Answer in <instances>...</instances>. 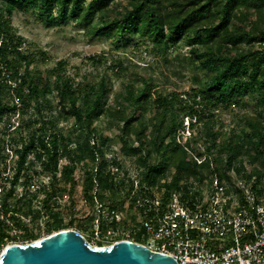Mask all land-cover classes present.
Here are the masks:
<instances>
[{
  "label": "trees",
  "instance_id": "obj_1",
  "mask_svg": "<svg viewBox=\"0 0 264 264\" xmlns=\"http://www.w3.org/2000/svg\"><path fill=\"white\" fill-rule=\"evenodd\" d=\"M112 3L114 0H0V123L6 121L11 127L13 116L30 117L26 135L18 134L13 140L17 159L13 183L5 191L6 181L0 182V244L17 237L9 234L1 214L13 218L19 212L39 210L33 206L38 197L35 194L25 204L10 202L21 174L50 177L51 190L43 189L44 203L71 190L75 184L73 161L78 159L82 160L87 199L93 201L94 187L115 190L103 148L109 138L102 132L95 136L94 122L106 111L120 130L123 149L138 155L135 161L141 168L142 182L148 185L184 192L207 174L228 176L232 167L241 172L245 158L254 163V172L264 168V0H125L120 9L111 7ZM19 7L37 8L48 21L83 20L92 35H107L115 43L137 35L150 42L151 50L165 60L169 50L184 41L189 50L176 58L196 71V85L190 91L164 95L155 89L150 76H143L141 84H126L115 95V104H107L111 88L105 76L75 83L65 73L64 60L48 71L31 67L43 52L24 47L25 37L12 23L13 12ZM247 96L255 100L254 113L244 116L247 128L237 137L233 130L232 135L221 138L210 126L212 110L244 107ZM53 101L73 119L69 127L56 128L58 118L46 112ZM33 102L35 107L28 112ZM185 116L191 119L194 132L204 120L198 135L192 132L187 142L199 154L204 153L199 143L204 144L208 156L202 164L192 161L180 142L178 133ZM134 123L142 128L137 129ZM5 140L2 134L0 167L6 160ZM154 154L159 159H152ZM116 164L125 167L123 162ZM61 180L64 186H56L55 181ZM54 217L49 229H60L67 223L60 213ZM20 236L28 239L37 234L24 226Z\"/></svg>",
  "mask_w": 264,
  "mask_h": 264
},
{
  "label": "rangeland",
  "instance_id": "obj_2",
  "mask_svg": "<svg viewBox=\"0 0 264 264\" xmlns=\"http://www.w3.org/2000/svg\"><path fill=\"white\" fill-rule=\"evenodd\" d=\"M124 2L125 0H114V3L110 6L120 9ZM12 23L17 32L25 37L24 47L28 51L43 52L38 53L31 67L48 71L56 66L59 60H64L66 62L65 73L70 75L75 83L98 81L105 76L111 88L107 96V104L113 102L115 95L126 84H141V77L143 76H150L154 82L155 89L164 95L174 91L181 93L190 91L196 85L193 80V75L196 71L176 58V56H185L189 50V45L184 41L179 42L177 48L169 50L167 53L168 59L165 60L163 56L151 50L150 42L137 35L125 37L121 42L115 43L107 35H92L89 31L88 23L83 20L77 21L71 18L67 21H48L39 14L37 8L33 7L15 9L12 15ZM183 96L187 97L186 95ZM245 101L246 105L244 107L233 106V108L229 109L218 107L212 110L214 116L211 119L212 124L210 126L220 132L221 138L232 135L233 130L237 137L245 130L243 128H247L245 127L244 116L254 113L255 100L247 96ZM50 104L51 106L47 105L46 112L55 114L58 118L59 123L56 128L63 127L65 129L69 127L73 119L61 111L58 102L53 101ZM113 104L115 103L113 102ZM33 107H35L34 102L28 107V112H32ZM107 114V111L104 112L94 122L96 128L95 136L97 137V134L102 132L109 138L103 147L105 160L111 165L112 156L115 155L118 161L114 162V165L123 162L126 166H129L130 173H132L136 170L135 167L140 168L135 161L138 155L123 149V140L119 135L120 130L114 123V119ZM29 118L27 114H24L23 117L15 115L11 118L13 124L11 127L7 126L6 121L0 123V135L5 134V146L13 153L11 155L12 153L7 148L5 149L8 154H6V160L3 161V165L0 167V182L6 181L4 185L5 191L13 183L12 172L17 162L13 140L18 134L26 135L29 127ZM190 121L189 117H184V126L178 133L180 138H185L189 132H193V135H198L197 132L200 130L204 120L195 126V132L193 131L194 128L188 123ZM134 124L137 129L142 128L141 124ZM133 136L136 137L135 134ZM74 146H76V143H74ZM152 159H159V156L154 154ZM73 162L76 164L74 170L75 184L71 186L70 191L59 193L56 199L49 200L48 203L43 202L45 194L43 189L48 188V190H51V186H49L50 177L32 172H30L29 176L21 174V177L15 183L13 197L10 198V202L12 204H25L30 200L32 194H35L38 197L33 199V206L39 210L30 214L19 212L13 218L9 214L7 215L8 218H12V222L10 221L9 225L13 227V233L18 232L17 234H20L18 225H21L23 228L26 226L33 231L37 234V237L28 239H23L21 236L16 238L9 237L0 247V252L8 243L29 242L58 230L57 228H48L52 220L55 219V213H60L65 222H67L63 228L69 227L78 230L92 244L107 245L125 237L120 226L119 230L108 232L109 229H112V224L107 218H100L101 215L99 216L95 200L90 201L84 195L81 177V170L83 169L80 167L82 160L78 159ZM76 162L79 163L77 164ZM32 164L35 163L32 162ZM34 166L35 170L39 169L38 165L35 164ZM109 170H111L110 167ZM55 185L64 186V181H55ZM119 190V185H116L114 191L106 189L96 190L94 187L91 190V194L93 196L96 195L107 206L112 203L113 199L116 200L117 197L123 200ZM96 218H98L100 225H98ZM97 228L102 232L99 235L96 234ZM137 238L146 240L148 236L141 233Z\"/></svg>",
  "mask_w": 264,
  "mask_h": 264
},
{
  "label": "built area",
  "instance_id": "obj_3",
  "mask_svg": "<svg viewBox=\"0 0 264 264\" xmlns=\"http://www.w3.org/2000/svg\"><path fill=\"white\" fill-rule=\"evenodd\" d=\"M190 136L191 132L180 142L191 160L202 164L208 153L201 142L204 153L193 150L187 143ZM112 157L110 171L123 200L117 197L115 204L105 206L93 196L100 218L112 224L108 232L122 227L125 237L120 239L170 254L178 264H264V168L254 172V163L245 158L241 172L232 167L228 176L207 174L202 181L194 180L193 188L179 192L142 182L141 168L130 173L129 166L114 165L117 157ZM210 165L213 167L214 161ZM1 218L6 220L9 234L19 237L21 225L20 234L13 233L11 218L4 214ZM96 231L97 235L102 233L98 228ZM141 233L148 238L137 240Z\"/></svg>",
  "mask_w": 264,
  "mask_h": 264
},
{
  "label": "water",
  "instance_id": "obj_4",
  "mask_svg": "<svg viewBox=\"0 0 264 264\" xmlns=\"http://www.w3.org/2000/svg\"><path fill=\"white\" fill-rule=\"evenodd\" d=\"M0 264H178L170 254L119 239L93 245L74 228H61L29 242H13L0 253Z\"/></svg>",
  "mask_w": 264,
  "mask_h": 264
}]
</instances>
